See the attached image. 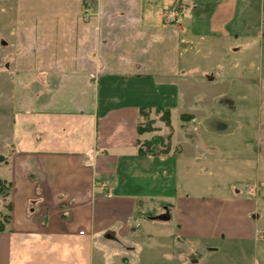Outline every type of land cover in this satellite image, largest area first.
<instances>
[{"label":"crops","instance_id":"0c3cea01","mask_svg":"<svg viewBox=\"0 0 264 264\" xmlns=\"http://www.w3.org/2000/svg\"><path fill=\"white\" fill-rule=\"evenodd\" d=\"M10 1L15 43L3 47L11 93L8 158L0 157L7 187L0 264H264L254 199L220 183L209 199L189 189L190 176L209 175L217 164L236 166L239 186L262 178L264 0H179L173 24L161 12L174 0ZM6 10L0 7V18ZM202 41L213 58L217 48L225 51L228 68L218 84L206 80L211 101L257 99L253 145L228 143L199 156L185 136L176 138L195 120L186 113L191 119L180 120L172 137L176 157L138 156L139 109L171 114L185 102L191 55L182 45ZM104 181L102 195L95 185ZM156 207L166 224L144 219ZM138 235L146 241L140 251L131 247Z\"/></svg>","mask_w":264,"mask_h":264},{"label":"rangeland","instance_id":"374dc122","mask_svg":"<svg viewBox=\"0 0 264 264\" xmlns=\"http://www.w3.org/2000/svg\"><path fill=\"white\" fill-rule=\"evenodd\" d=\"M0 7L7 9L4 13V17L0 18V157L7 159L8 157V139H9V103H10V93H11V81L9 80V63L11 57H7V54L3 50V47L10 48L13 46L14 37L10 35L9 31L12 29L13 25V9L10 0H0ZM176 6V9L180 6L179 0H174L171 2L172 5ZM169 7L161 12L163 19L165 20L166 16L169 14L166 12ZM166 13H165V12ZM179 9L175 12L179 13ZM174 14L171 17L175 19L178 18V15ZM168 13V14H167ZM166 21V20H165ZM253 29L254 26L252 25ZM258 41V40H257ZM197 44L196 42L191 45H182V50L184 54L189 52L191 55V72L185 74L189 75L191 80L187 77L183 78V84L181 85V99L185 102L183 104H179L178 108L173 110L171 113V124L173 130L175 129L177 132L179 130V124L181 123L179 116L182 113L194 114L195 120L189 121L186 124V131H180V135L176 136L177 139H181L182 136H185L191 143L194 145L196 152L200 155L211 154L213 151L217 153L221 146L228 147V143L231 145H235L238 143L242 145L243 140L249 141L250 147L253 145L257 128L255 125L256 116L258 111L257 99L252 97H234L230 98L231 105L221 106V100L224 101V98H219V96H214V100L211 101V95L215 94L214 90L211 88L212 82H207L208 78H214V83L216 84L218 81L221 82L223 79L225 71L228 72V68L226 70V66L223 67L222 63L225 61V54L223 49L217 48L216 50L220 51L216 53L215 58L209 56L210 50L206 49L207 44ZM243 44H235V48L237 46L242 47ZM10 52V51H9ZM238 52H231V55L228 56L231 60L237 61ZM11 56V54H10ZM182 71H185L183 69ZM233 73V72H231ZM202 84V85H201ZM218 84V83H217ZM191 93V94H190ZM192 94H196L194 96H189ZM191 99L189 103L186 104V101ZM195 99V100H194ZM232 99V100H231ZM200 101L201 104H198L197 101ZM196 103V104H195ZM188 104H194L193 106ZM199 105V106H198ZM207 105V106H206ZM197 106L195 109L194 107ZM212 106V109H211ZM193 107V108H192ZM224 108V111L221 108ZM234 107V108H233ZM234 109V111H233ZM211 110V111H210ZM236 112V113H234ZM154 126L157 127L156 133L158 135H166L168 130L164 127L163 123L159 122L156 116L152 114L151 116ZM182 132H184L182 134ZM147 137V135H144ZM211 138H215L211 141ZM216 138H222L221 140H216ZM210 140V141H209ZM218 141V142H217ZM210 142V144H209ZM216 143L215 145L213 144ZM209 144V145H208ZM238 145V146H239ZM186 149V156H190L191 149ZM237 149V148H235ZM239 153V152H237ZM153 158V157H151ZM2 163V162H0ZM264 164V163H263ZM215 168V171H212L211 174L206 175L203 174L202 170H199V175L197 172L195 175L190 176L191 179V187L189 186L192 195L196 197L204 196L209 199L211 195H215L214 193V185L222 184L229 185V188L218 185L216 187L220 189H228L231 191L233 195H243L248 197L249 199H254L256 205L259 207L256 212L257 216H259V229H263L260 231L264 234V169L260 168L259 174L262 175L261 180L258 181H249V179L244 180L242 182V186H239V183L233 180L237 179L236 176V166L232 164H228L227 167H231L229 170L227 168ZM225 165V164H224ZM193 172V170H192ZM233 180V181H232ZM4 191H6L7 187L4 185ZM100 194H105L108 188V182L104 181L100 184L95 185ZM3 192H0V224L6 220V210L2 208L5 204V201H2ZM193 197L190 193H185L183 196ZM155 212H150L152 217L151 219H156V225L166 224L165 220H163L165 215L162 214L161 209L155 208ZM140 235H138L135 240L137 243L131 247H135L136 251H140L146 244L145 240L139 239ZM143 239V238H142ZM144 243H143V242ZM128 242V241H127ZM204 247V246H203Z\"/></svg>","mask_w":264,"mask_h":264},{"label":"trees","instance_id":"16d2710c","mask_svg":"<svg viewBox=\"0 0 264 264\" xmlns=\"http://www.w3.org/2000/svg\"><path fill=\"white\" fill-rule=\"evenodd\" d=\"M152 114L156 116L159 122L163 123L164 127L168 130L166 135L153 134L157 130L154 126V122L151 118ZM139 122L136 125V135L135 145L137 147V155L140 157H176L180 153L179 148H173L172 137L174 130L171 124V114L169 108L157 107L151 110L150 108H140L139 109ZM180 120L188 121L191 119L190 115L182 114L180 115ZM150 134V137L145 140L140 138L145 135ZM5 181L0 179V192H3ZM154 211V210H153ZM152 217L150 212L144 214V219H149ZM7 218V217H6ZM1 225V224H0Z\"/></svg>","mask_w":264,"mask_h":264},{"label":"built area","instance_id":"2783aa9c","mask_svg":"<svg viewBox=\"0 0 264 264\" xmlns=\"http://www.w3.org/2000/svg\"><path fill=\"white\" fill-rule=\"evenodd\" d=\"M178 9H176V6L173 4L171 7H170V9H168L166 12H168L167 14V16H166V18H165V20L168 22V23H171V22H174V20H175V18L174 17H171L174 13L173 12H175V11H177ZM165 12V11H164ZM165 12V13H166ZM175 14L176 15H178V12H175ZM79 234L80 235H82L83 234V232H79Z\"/></svg>","mask_w":264,"mask_h":264}]
</instances>
